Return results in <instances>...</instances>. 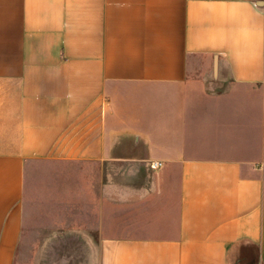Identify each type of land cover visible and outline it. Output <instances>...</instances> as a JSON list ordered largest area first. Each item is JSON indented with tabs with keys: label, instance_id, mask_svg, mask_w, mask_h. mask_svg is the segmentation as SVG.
Returning <instances> with one entry per match:
<instances>
[{
	"label": "crops",
	"instance_id": "1",
	"mask_svg": "<svg viewBox=\"0 0 264 264\" xmlns=\"http://www.w3.org/2000/svg\"><path fill=\"white\" fill-rule=\"evenodd\" d=\"M33 160L80 165L96 264H258L264 0H0V264Z\"/></svg>",
	"mask_w": 264,
	"mask_h": 264
},
{
	"label": "rangeland",
	"instance_id": "2",
	"mask_svg": "<svg viewBox=\"0 0 264 264\" xmlns=\"http://www.w3.org/2000/svg\"><path fill=\"white\" fill-rule=\"evenodd\" d=\"M79 164L33 160L25 168L24 235L15 264H96L95 248L84 240V199L78 203L74 187ZM72 224V226H71ZM259 256L264 264V245ZM256 264V263H255Z\"/></svg>",
	"mask_w": 264,
	"mask_h": 264
},
{
	"label": "built area",
	"instance_id": "3",
	"mask_svg": "<svg viewBox=\"0 0 264 264\" xmlns=\"http://www.w3.org/2000/svg\"><path fill=\"white\" fill-rule=\"evenodd\" d=\"M161 165V163L159 162V161H151L150 162V166L152 167V168H157V167H159Z\"/></svg>",
	"mask_w": 264,
	"mask_h": 264
}]
</instances>
